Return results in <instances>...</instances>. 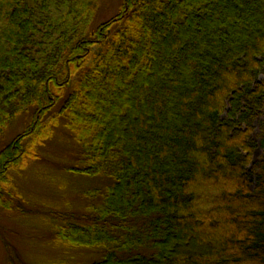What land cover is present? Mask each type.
<instances>
[{"label": "trees", "instance_id": "1", "mask_svg": "<svg viewBox=\"0 0 264 264\" xmlns=\"http://www.w3.org/2000/svg\"><path fill=\"white\" fill-rule=\"evenodd\" d=\"M96 17L93 0H0V135L28 121L0 150V207L36 158L25 140L61 118L82 147L68 170L106 180L55 234L94 259L66 264H264V0Z\"/></svg>", "mask_w": 264, "mask_h": 264}, {"label": "rangeland", "instance_id": "2", "mask_svg": "<svg viewBox=\"0 0 264 264\" xmlns=\"http://www.w3.org/2000/svg\"><path fill=\"white\" fill-rule=\"evenodd\" d=\"M121 3L122 0H93L95 22L114 17ZM46 123L45 128L25 140L36 158L26 157L12 168L4 187L7 199L15 203L12 210L0 207V264L87 263L94 259L87 250H68L55 234L67 216L88 210L93 201L84 197L85 192L104 188L106 180L69 171L81 166L82 147L63 119ZM27 124L21 119L0 135V150ZM263 131L264 110L255 122L254 161L264 157Z\"/></svg>", "mask_w": 264, "mask_h": 264}]
</instances>
